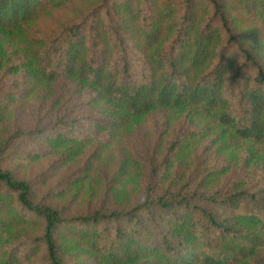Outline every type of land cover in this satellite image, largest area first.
Listing matches in <instances>:
<instances>
[{"label": "trees", "instance_id": "1", "mask_svg": "<svg viewBox=\"0 0 264 264\" xmlns=\"http://www.w3.org/2000/svg\"><path fill=\"white\" fill-rule=\"evenodd\" d=\"M51 1L0 0V28L23 27ZM234 1L261 30L246 28L221 0H103L34 50L33 60L43 76L74 75L131 115L159 106L196 107L264 149V41L255 42L264 36V0ZM96 123L115 130L127 120ZM2 159L0 154L4 195L18 193L22 211L45 221L43 233L25 245L28 255L45 245L46 264H64L57 243L61 230L108 264L143 257L149 259L145 264H240L264 247V189L149 193L130 209L68 218L34 203L31 182L3 168ZM4 204L0 194V208Z\"/></svg>", "mask_w": 264, "mask_h": 264}, {"label": "rangeland", "instance_id": "2", "mask_svg": "<svg viewBox=\"0 0 264 264\" xmlns=\"http://www.w3.org/2000/svg\"><path fill=\"white\" fill-rule=\"evenodd\" d=\"M221 1L246 28L261 30L234 0ZM102 2L52 0L23 27L0 28L2 167L31 182L34 203L52 206L68 218L130 209L149 193L264 189V149L219 125L212 114L182 105L131 115L74 75L43 76L34 50ZM263 41L264 36L255 42ZM117 117L127 125L113 130L96 123L97 118ZM41 130L51 135L27 133ZM4 192L0 186L7 202L0 208V264H46L45 245L29 255L25 245L43 233L44 219L23 212L18 193ZM57 243L64 264H108L69 230L59 232ZM146 258L120 264H145ZM240 264H264V247Z\"/></svg>", "mask_w": 264, "mask_h": 264}]
</instances>
